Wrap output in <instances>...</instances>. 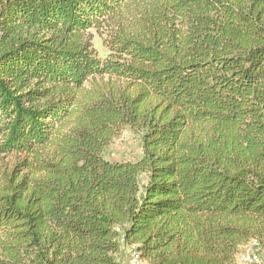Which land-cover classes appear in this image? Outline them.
<instances>
[{"label":"trees","instance_id":"1","mask_svg":"<svg viewBox=\"0 0 264 264\" xmlns=\"http://www.w3.org/2000/svg\"><path fill=\"white\" fill-rule=\"evenodd\" d=\"M126 128L142 155L107 158ZM0 155V264L264 251V0H0Z\"/></svg>","mask_w":264,"mask_h":264},{"label":"rangeland","instance_id":"2","mask_svg":"<svg viewBox=\"0 0 264 264\" xmlns=\"http://www.w3.org/2000/svg\"><path fill=\"white\" fill-rule=\"evenodd\" d=\"M146 1V0H145ZM133 8V7H132ZM133 15L137 14V9L133 8ZM139 11V10H138ZM93 36V45L96 47L100 57L105 58L109 54V48L104 44V39L100 34V31L96 29H91L88 32ZM111 83H115L109 76H96L91 77L84 85V88L81 90V99L85 100L94 92H97L101 87H106ZM113 141L107 147L105 155L107 158L113 161H135L139 159L142 155L143 149V140L141 139L140 134L136 133L130 128H126L119 135L112 139ZM22 159L21 156L14 155H0V173L12 169V167L20 162ZM123 253L120 255V260L122 264H132L131 263V247L130 245H123ZM262 262L264 263V251H261ZM140 264H144L141 262Z\"/></svg>","mask_w":264,"mask_h":264},{"label":"built area","instance_id":"3","mask_svg":"<svg viewBox=\"0 0 264 264\" xmlns=\"http://www.w3.org/2000/svg\"><path fill=\"white\" fill-rule=\"evenodd\" d=\"M116 232L119 233V241L123 245L126 242L125 232L120 227L116 228ZM131 247V263L132 264H140L142 262L141 253L136 249L135 245ZM259 243L257 240H253V242L247 246V248L242 252L236 264H264L261 258V252L259 251Z\"/></svg>","mask_w":264,"mask_h":264}]
</instances>
